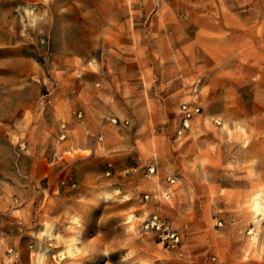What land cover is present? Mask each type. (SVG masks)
Masks as SVG:
<instances>
[{"label":"rangeland","instance_id":"rangeland-1","mask_svg":"<svg viewBox=\"0 0 264 264\" xmlns=\"http://www.w3.org/2000/svg\"><path fill=\"white\" fill-rule=\"evenodd\" d=\"M0 264H264V0H0Z\"/></svg>","mask_w":264,"mask_h":264},{"label":"built area","instance_id":"built-area-1","mask_svg":"<svg viewBox=\"0 0 264 264\" xmlns=\"http://www.w3.org/2000/svg\"><path fill=\"white\" fill-rule=\"evenodd\" d=\"M198 107H190L187 104H182L180 107L181 111V129L185 130L189 127V120L192 118L195 112H198ZM78 117H80V113H78ZM64 137V134L61 135ZM100 139V137H99ZM108 167L111 166V163H107ZM155 167L152 165L147 166V174L153 173ZM106 174L110 173V169H106ZM167 181L170 183L173 182V179L167 178ZM150 195L148 193H144L142 199L148 201L150 199ZM140 230L144 233H151L157 241L166 245L167 247H178L182 244L181 236L178 231L170 228V225L167 221L162 217V215L153 211L149 215L145 216L140 223Z\"/></svg>","mask_w":264,"mask_h":264},{"label":"bare ground","instance_id":"bare-ground-1","mask_svg":"<svg viewBox=\"0 0 264 264\" xmlns=\"http://www.w3.org/2000/svg\"><path fill=\"white\" fill-rule=\"evenodd\" d=\"M255 202H256V201H255ZM258 205H259V203L256 204V206H258Z\"/></svg>","mask_w":264,"mask_h":264}]
</instances>
